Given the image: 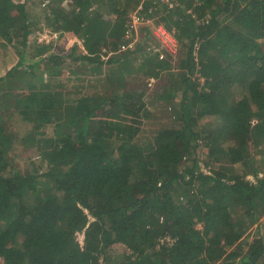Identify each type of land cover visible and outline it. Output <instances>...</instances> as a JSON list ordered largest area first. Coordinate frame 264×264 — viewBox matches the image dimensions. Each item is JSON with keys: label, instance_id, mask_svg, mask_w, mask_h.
I'll use <instances>...</instances> for the list:
<instances>
[{"label": "trees", "instance_id": "16d2710c", "mask_svg": "<svg viewBox=\"0 0 264 264\" xmlns=\"http://www.w3.org/2000/svg\"><path fill=\"white\" fill-rule=\"evenodd\" d=\"M35 2L0 0V264H264V0H49L60 52Z\"/></svg>", "mask_w": 264, "mask_h": 264}, {"label": "rangeland", "instance_id": "374dc122", "mask_svg": "<svg viewBox=\"0 0 264 264\" xmlns=\"http://www.w3.org/2000/svg\"><path fill=\"white\" fill-rule=\"evenodd\" d=\"M37 2H35V4L33 5V8L35 10V14L39 16V20L41 23V26L43 28H45L46 26V21H44V12L41 9L40 10V6L42 8L45 7V5L49 2V0H36ZM43 3V4H41ZM140 6V5H139ZM137 6L135 8V11L132 13V16H134V14L136 13L137 8L139 7ZM132 22V20H131ZM134 19H133V25H134ZM142 24H146L143 26H147V27H142ZM142 24H136L133 26V32L134 36H132V44H136L139 43L142 39L145 38V36L148 34L147 31H145V29L150 28L152 30V35L150 37H153V39H151L150 41H148V44L150 46H152L153 48V52H158V53H162L165 54V51H169L170 53L176 55L178 53L179 50V45L177 44V41L174 37L173 34H171L170 32H168L167 30H165V34H164V27L163 26H159L156 23V19H145V21ZM163 27V33L160 32V28ZM130 34V37H131ZM37 35L39 37H42L43 40H46L47 43H52L54 44V52H60L62 50H70V48L74 45V43H76V40L74 39H70L67 36L61 35V33H55L53 31H51V29H47L45 28V30L43 32L38 31ZM151 87H153L155 85V80H151ZM74 84V83H73ZM52 129H50L49 131L51 132ZM144 138H147L148 141H151L153 138V134L151 132H146L144 135ZM249 180H253V178H249ZM199 228L202 229L201 226H199ZM261 229V232L264 234V218L261 221V227L259 228ZM258 229V230H259ZM257 228H254L253 230H251L248 234V237L246 238V240L249 239V241H252L253 238H255L257 236L258 233ZM264 236V235H263ZM114 251L116 253H123L126 251V248L122 245H116L114 246Z\"/></svg>", "mask_w": 264, "mask_h": 264}, {"label": "built area", "instance_id": "2783aa9c", "mask_svg": "<svg viewBox=\"0 0 264 264\" xmlns=\"http://www.w3.org/2000/svg\"><path fill=\"white\" fill-rule=\"evenodd\" d=\"M140 10H142V4L137 8L136 13L134 14V16H132V23H133V19H134V23H135L134 25L142 24L145 21V19L138 14L140 12ZM163 29H164L163 27L160 28V32L161 33H163ZM165 33L166 32H165V29H164V34Z\"/></svg>", "mask_w": 264, "mask_h": 264}]
</instances>
